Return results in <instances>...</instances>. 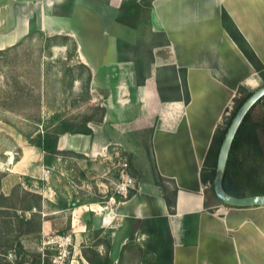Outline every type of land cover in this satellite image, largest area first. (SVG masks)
I'll return each instance as SVG.
<instances>
[{
	"label": "crops",
	"instance_id": "1",
	"mask_svg": "<svg viewBox=\"0 0 264 264\" xmlns=\"http://www.w3.org/2000/svg\"><path fill=\"white\" fill-rule=\"evenodd\" d=\"M124 2L0 0V54L20 44L33 29L69 38L90 72L95 101L105 109L91 135L62 134L58 150L84 155L90 162L97 156L110 160L112 146L134 152L129 153L134 160L138 151L142 154L137 159L141 168L136 171L134 162L129 173L136 185L128 198L115 191L103 205L79 206L85 209L78 226L77 208L73 210L75 241L69 264H90L83 255L91 232L84 216L90 210L101 218L100 229L111 232L106 251L111 257L116 236L130 229L133 219L167 217L172 264H264V206L223 203L214 190L213 162L207 163L215 134L225 129L237 102L264 85L263 73L243 53L223 15L229 16L264 66V0H149L148 63L125 53L119 32L103 38L104 25L113 30L124 26L119 16ZM91 21H99L102 31ZM255 112L264 117V98ZM4 130L0 117V141ZM16 142L22 155L12 174L47 180L53 191L45 171L66 164L69 156L59 155L55 165L47 166L41 148L22 136ZM143 151L151 152L152 161Z\"/></svg>",
	"mask_w": 264,
	"mask_h": 264
},
{
	"label": "rangeland",
	"instance_id": "2",
	"mask_svg": "<svg viewBox=\"0 0 264 264\" xmlns=\"http://www.w3.org/2000/svg\"><path fill=\"white\" fill-rule=\"evenodd\" d=\"M124 1L119 16L131 21L130 11L135 9L139 21L136 29L121 25L113 30L104 25L103 38L106 40L113 32H119L123 40L119 45L121 48L126 47L125 53L139 56L143 63H148L151 43L148 34L150 2ZM89 23L102 31L99 21ZM50 35V32L33 29L20 44L0 54V117L6 124V131L2 133L0 141V151L5 149L3 154L0 152V195L4 197L0 199V264H24V261H27L26 264H34L38 255L45 257L48 251L52 260L59 249L53 241L63 236L71 237L69 250L72 256L75 241L71 231L74 209H62L60 204L67 203L70 206L75 202L81 206L87 204L89 208L93 202L103 205L115 193L125 163L129 164L126 170L128 174L134 162L136 171L141 168L137 159L142 154L136 151L137 159L134 160V152L119 145L110 147L111 157L106 161L97 156L95 162H90L86 156L76 153H66L65 156H69L66 164L55 165L57 162L54 161L55 170L47 169L50 174L44 176V179L50 176L53 191L47 187V180L12 174L13 166L22 155L16 142L20 136L30 144V141H36L38 134L57 132L62 122H68L75 130L82 129L85 124L91 130L96 129L105 113L103 104L95 101L90 91V72L81 63L75 42L62 36ZM129 40H132V44H126ZM247 95L237 102L229 118L226 115L228 120L225 122L224 119L223 125L225 122L228 126L233 113L236 114ZM255 109L250 115V126L262 122V115L255 112ZM221 131L215 134V138ZM148 152L146 154L152 161L151 152ZM233 155L236 165L231 166L230 173L236 172L233 176L237 184L246 182L247 177L254 178L260 186L259 191L264 192V168L246 153L245 141L244 144H238ZM34 194L42 195V201H38ZM35 205H38V209H35ZM34 213L39 214L33 217ZM23 219L31 223L26 225L21 221ZM84 219L91 228L87 241L89 245L85 250L94 244L103 245L105 249L99 251L97 246V250L105 255L107 245L111 243V234L100 229L101 218L91 210ZM138 226L139 223L135 222L131 224V230L128 226L116 236V248H113L112 254V258L117 257L116 264H153V236L140 231ZM27 231L32 233L24 235ZM19 242L24 246L25 253L18 255Z\"/></svg>",
	"mask_w": 264,
	"mask_h": 264
},
{
	"label": "trees",
	"instance_id": "3",
	"mask_svg": "<svg viewBox=\"0 0 264 264\" xmlns=\"http://www.w3.org/2000/svg\"><path fill=\"white\" fill-rule=\"evenodd\" d=\"M132 13V20L126 21L124 18H120V22L124 25L134 27L136 28L138 25V16L136 14V10L132 9L130 11ZM224 23L227 27V29L232 34L235 41L238 43L239 47L243 51V53L247 56L249 61L254 65V67L257 69L258 72L263 73L264 77V66L259 61L255 53L251 50L249 47L247 41L244 39V37L241 35L237 27L234 25V23L231 21L229 16L224 13L223 15ZM131 24L130 22H133ZM251 95L249 93L246 97V99ZM245 99V100H246ZM189 101V96L187 97V102ZM245 102V101H244ZM243 102V103H244ZM259 104V102L254 106ZM254 108L252 110H254ZM252 110L249 112V114L244 119L241 127L239 128L238 133L236 134V137L234 139L231 152L229 155L226 173L224 177V187L227 193L233 196L243 197L247 195H259L264 194V192L259 191L258 188L260 186L257 182H255L254 178L248 179L246 182H243L241 184H237L235 181L234 183L230 180V167L232 165H236V162H234V150L238 146V144L242 143L244 144L245 141V151L249 156H251L252 160L254 162H257L261 164V166L264 168V117L261 116L262 122H255L253 125H248V122L250 120V115L252 114ZM235 113H233L232 118H234ZM89 121V119H88ZM231 124V121L228 123V126L223 129L215 138L214 144L211 147L209 157L207 159V163L213 162L214 166V174H216V168H217V162H218V156L219 152L223 143V140L225 138L227 129L229 125ZM246 129H248L246 131ZM74 133V134H86L91 135L93 131L85 126L82 129L75 130L69 125L68 122H62L61 128L57 130L55 133H47L45 135L38 134L36 141H30L31 145H35L39 148H41L45 152V164L47 166H51L53 162L58 158L59 155H65L66 152H61L58 150V138L60 135L65 133ZM247 132V134L244 136V133ZM250 135V136H249ZM244 140V141H243ZM236 173V172H235ZM239 191L238 193H236ZM235 192V193H234ZM38 201H42V195L34 194L33 195ZM3 195H0V199H3ZM81 206L78 203H72V205L68 206L67 203H61L60 207L62 209H75ZM1 207H3L1 205ZM35 209H38V205L34 206ZM39 213H34L33 217H37ZM26 219L21 220L23 223L30 224L31 221H25ZM133 222L139 223V230L143 231L149 235L153 236L152 241V251L155 256V260L153 264H172L173 258H172V239H171V233H170V227H169V221L167 217L162 218H152V219H146V220H132ZM32 233V231L24 232V235H28ZM111 232H109L108 235H110ZM97 244L92 245L87 250H83L84 257L88 260L90 264H116V261L114 258H112L110 255L105 254L102 255L97 250ZM18 250L19 255L21 252L25 253L24 246L19 242L18 244ZM17 251V250H16ZM27 261H24V264H26ZM34 264H53L52 260L50 259V253L49 251L46 253V256L43 257L41 254L38 255L37 260Z\"/></svg>",
	"mask_w": 264,
	"mask_h": 264
},
{
	"label": "water",
	"instance_id": "4",
	"mask_svg": "<svg viewBox=\"0 0 264 264\" xmlns=\"http://www.w3.org/2000/svg\"><path fill=\"white\" fill-rule=\"evenodd\" d=\"M264 98V85L251 93L245 102L239 107L234 118L229 125L225 138L223 140L216 168V176L214 179V190L218 198L231 207L245 208L264 206V195L238 197L227 193L224 188V177L226 173L227 163L231 148L244 119L254 106Z\"/></svg>",
	"mask_w": 264,
	"mask_h": 264
},
{
	"label": "built area",
	"instance_id": "5",
	"mask_svg": "<svg viewBox=\"0 0 264 264\" xmlns=\"http://www.w3.org/2000/svg\"><path fill=\"white\" fill-rule=\"evenodd\" d=\"M128 164L125 163L123 166V170L120 175V183L116 185V193L119 196H122L124 199L128 198L132 189H134L136 185V180L130 176L126 170L128 168ZM50 174L49 170L45 171V176ZM54 244L58 246V253L52 259L53 264H69V259L71 252L69 250V245L71 244L70 236L58 237Z\"/></svg>",
	"mask_w": 264,
	"mask_h": 264
},
{
	"label": "bare ground",
	"instance_id": "6",
	"mask_svg": "<svg viewBox=\"0 0 264 264\" xmlns=\"http://www.w3.org/2000/svg\"><path fill=\"white\" fill-rule=\"evenodd\" d=\"M96 206V205H95ZM85 209V207H81V208H77L75 211H74V225L75 226H78L79 224V220H80V215L82 213V211ZM100 209V208H99ZM98 209V210H99ZM84 225V224H83ZM77 228V227H76Z\"/></svg>",
	"mask_w": 264,
	"mask_h": 264
}]
</instances>
